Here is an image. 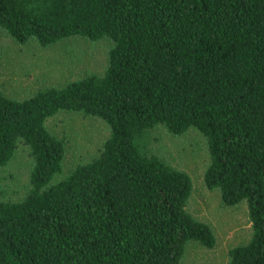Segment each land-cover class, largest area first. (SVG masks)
Here are the masks:
<instances>
[{"label":"trees","instance_id":"trees-1","mask_svg":"<svg viewBox=\"0 0 264 264\" xmlns=\"http://www.w3.org/2000/svg\"><path fill=\"white\" fill-rule=\"evenodd\" d=\"M0 28L19 43L112 42L101 75L0 90V168L19 146L31 160L21 189L0 176V264H180L190 241L213 248L186 209L191 177L152 149L160 127L205 137V186L245 201L250 222L228 264H264V0H0ZM59 111L99 117L109 136L55 179L66 145L46 120Z\"/></svg>","mask_w":264,"mask_h":264},{"label":"rangeland","instance_id":"rangeland-1","mask_svg":"<svg viewBox=\"0 0 264 264\" xmlns=\"http://www.w3.org/2000/svg\"><path fill=\"white\" fill-rule=\"evenodd\" d=\"M111 44L108 37L92 41L81 36L67 37L46 46L35 39L19 43L0 28V90L8 97L21 99L40 89L62 87L91 73L101 75L107 66ZM46 126L66 145L62 172L55 179L66 176L76 165L90 161L109 136L105 121L76 111H59L46 120ZM153 133V151L192 179L187 211L209 224L216 236L213 248L197 241L188 242L180 264H228V250L244 243L250 235L246 202L225 206L218 189H207L203 182L208 162L207 143L195 128L181 135H173L162 127ZM30 166L27 150L19 146L9 164L0 168V176L4 177L1 183L8 184L12 190L21 189Z\"/></svg>","mask_w":264,"mask_h":264}]
</instances>
